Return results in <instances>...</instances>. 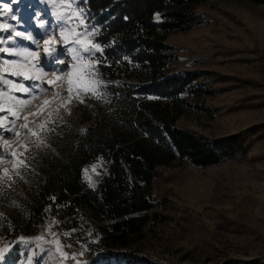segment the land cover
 <instances>
[{
  "label": "rangeland",
  "instance_id": "374dc122",
  "mask_svg": "<svg viewBox=\"0 0 264 264\" xmlns=\"http://www.w3.org/2000/svg\"><path fill=\"white\" fill-rule=\"evenodd\" d=\"M85 2L82 0L79 7L86 15ZM5 8L11 11L5 13ZM186 9L196 16L197 21L187 29L166 33L164 41L170 46L172 55L165 73L188 76L186 72H189L194 77L188 79L174 100L165 98L164 101L171 106L175 125L207 138L228 137L235 149L231 156L206 165L192 163L185 157L157 166L152 190L153 206L144 211L147 219L141 235L128 240L126 245L107 244L98 229V220L86 210H80L77 224L69 221V225H74L68 229L61 223L53 225L51 231L60 235L63 243L72 245L65 251L77 253L81 264H264V4L251 0H201L187 4ZM12 16L17 18L12 20ZM47 21L51 22V30L45 34V28H40L39 22ZM3 22L12 24L18 31H31L37 36L42 59L43 41L58 36L60 31L52 16L51 5L40 0H20L19 3L0 0V23ZM0 35L6 36L7 33ZM20 43L32 50L37 49L36 44L28 41ZM55 45L60 48L61 42L56 39ZM5 59L18 58L0 53V63ZM61 59L64 64H43L48 73L43 77L44 81L54 79L53 71L59 74L61 70L63 73L71 70L73 61L66 47ZM9 78L29 87L37 83L25 81L22 77ZM43 86L49 87L46 83ZM56 87L55 83L51 86ZM0 88L8 90L3 83ZM66 89V84L59 85L61 92ZM106 93V101L85 97L84 103L73 100L69 105L71 115L63 109L58 115L54 114L56 123L48 127L55 131L41 134L46 147L37 148L34 138L26 131L19 137L4 134L10 142L9 153L18 149L23 151L21 144H26L29 149L17 157L28 165L20 169L24 179L14 177L15 183L11 188H4V196L0 198V213L9 217L11 223H16L26 212L34 189L43 179L41 165L44 164V154L53 150L52 139L59 140L55 135L65 129L79 132L104 115V104L110 97L107 89ZM52 97V91H45L32 99L30 105L20 112L17 130L25 123L23 117L34 112L38 114L29 117L28 126L35 129L44 121L49 107L55 108L61 100L67 99L66 96L58 97L40 111L41 102ZM7 119L12 117L8 115ZM3 154L4 149L0 147V155ZM99 157L92 158L82 167L84 181L83 170H90ZM105 162L107 169L108 162ZM12 164L11 159L0 162V175L4 168L11 169ZM98 171L101 172L99 176L90 171L96 182L105 173L103 169ZM11 201L21 207H11ZM53 217L60 221L50 215L32 231L25 232L27 228L24 227V232L18 235L2 232L0 225V247L7 244L13 249L6 254L7 264H27L30 252L39 250L35 244L25 246L16 241L21 236L40 235ZM73 228L76 231L71 237L62 235ZM81 245L88 250L84 251ZM81 251L83 256L79 255ZM57 260L58 254L49 264H56ZM63 264H76V261L69 259Z\"/></svg>",
  "mask_w": 264,
  "mask_h": 264
},
{
  "label": "trees",
  "instance_id": "16d2710c",
  "mask_svg": "<svg viewBox=\"0 0 264 264\" xmlns=\"http://www.w3.org/2000/svg\"><path fill=\"white\" fill-rule=\"evenodd\" d=\"M85 1L86 23L99 30L95 40L104 46L103 56L96 55L103 61L99 67L110 95L106 111L85 125L86 131L65 129L55 135L59 140L52 139L53 150L44 154L43 179L26 212L12 227L9 217L0 225L2 232L18 235L54 215L68 229L78 223L80 210H86L98 220L107 244L126 245L141 235L144 211L153 206L157 166L185 157L195 164L214 163L231 156L235 145L228 137L207 138L175 125L164 101L174 100L194 77L165 73L172 55L165 35L195 23L187 4L201 0ZM98 156L108 162L107 171L92 188L81 172Z\"/></svg>",
  "mask_w": 264,
  "mask_h": 264
},
{
  "label": "snow or ice",
  "instance_id": "6c2138e0",
  "mask_svg": "<svg viewBox=\"0 0 264 264\" xmlns=\"http://www.w3.org/2000/svg\"><path fill=\"white\" fill-rule=\"evenodd\" d=\"M17 3L20 0H16ZM41 3L50 4L52 8V16L55 17L56 27L60 28L58 36H50L49 39L44 40L42 59L39 51V38L35 36L31 31H18L12 24L3 22L0 23V33H7V35H0V53H4L7 56L17 57L13 60H2L0 63V83H3L8 87L7 92L0 88V140L3 144L0 145L4 149V154L0 155V162L5 159H11L13 161L12 168H4L2 175H0V198L4 196L3 189L11 188L15 183V179L21 180L24 177L20 173L21 168H27L28 165L23 159H17L19 156H23L24 152L29 149L26 144H21L20 149L23 151L14 150L11 153L7 151L10 146V142L4 138L5 133H12L19 137L24 131L28 135L34 138L33 142L37 148L41 146H47L44 139L41 138V134L45 132L55 131L54 128L48 127V125L55 124L56 120L53 118L54 114L58 115L61 109L68 115H71L69 105L75 100L78 103H84L85 97L95 98L97 100L106 101V88L107 82L102 79L103 73L100 70L99 65L103 62L97 53L102 57L104 54V46L96 42L95 37L99 35V30L95 27L89 29L86 23L85 10L79 7V3L82 0H40ZM11 10L5 8V13ZM20 9H17L19 12ZM17 17L12 16L11 19L15 20ZM159 19V15H157ZM47 23V27H46ZM40 28H45V34L51 30V22H39ZM83 29V31H78ZM58 39L61 42V47L57 48L55 40ZM28 41L30 44H36L37 49L32 50L29 47L22 46L20 42ZM66 47L67 52L71 55L73 63L71 64V70L67 73H63L62 70L57 73L53 71V80L44 81L43 77L48 75L44 70L43 64L48 62H54L57 64H64L63 49ZM8 66V67H5ZM9 77H22L25 81H35L31 87L19 83L18 80L10 79ZM66 77V79H65ZM47 84L49 87L45 88L43 85ZM57 84L55 89L51 88L53 84ZM66 84L67 89L65 92L59 90V85ZM45 91H52L53 97L51 100H43L39 106V110L43 111L44 106H50L54 100L58 97L66 96V100L61 102L55 108L49 107L47 115L44 121L36 126L35 129L29 128V117H35L38 113H29L24 116V124L19 126L17 130V123L20 120V112L22 109L30 105L31 100L35 99L38 95L43 94ZM20 93L21 95H17ZM12 117L11 120L7 119V116ZM86 131V130H81ZM105 160L103 157H99L96 163H93L89 168L83 170V176L89 187L95 188L96 181L93 180L92 174L99 176L101 172L98 169H103L105 172L107 169L104 167ZM55 200V197H53ZM11 207L20 208L21 205L16 201H11ZM51 211V208L46 209ZM7 221V217L4 213H0V222ZM8 226L12 227L11 222L7 221ZM60 221L54 217L45 226L44 232L32 238L19 237L16 243H23L25 246L35 244V248L39 251H31L27 256V264H49V261L56 258L58 254L59 260L56 264H63V261L74 260L76 264H81V261L77 260V253H69L65 251V248H71V244H65L61 241L60 235L51 231L53 225H59ZM76 231L73 228L71 231H65L62 233L64 237H71ZM91 235V233H88ZM51 236L52 239H47ZM79 242V241H78ZM95 243L96 241H92ZM44 245H50L52 247H44ZM84 251L88 249L86 246L81 245ZM54 249V250H53ZM12 246L5 244L4 247H0V264H7L6 254L11 252ZM45 255L47 259H45ZM83 256V251L79 253ZM39 257V259H36Z\"/></svg>",
  "mask_w": 264,
  "mask_h": 264
}]
</instances>
